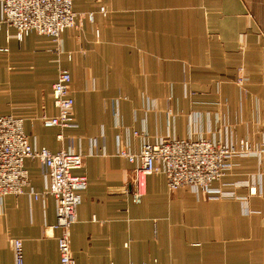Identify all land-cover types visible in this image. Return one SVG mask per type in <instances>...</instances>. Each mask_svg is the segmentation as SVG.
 <instances>
[{"label":"crops","instance_id":"crops-1","mask_svg":"<svg viewBox=\"0 0 264 264\" xmlns=\"http://www.w3.org/2000/svg\"><path fill=\"white\" fill-rule=\"evenodd\" d=\"M79 14L57 46L30 32L0 29V116L21 117L33 143L83 155L75 173L88 179L70 229L78 264H264V156L232 159L214 188L238 197L169 191L160 172L134 198L145 141L203 137L223 144L250 138L264 148V0H74ZM104 7L106 14L100 10ZM246 92L236 84L239 68ZM61 69L72 75L78 126L46 127L58 114L51 96ZM31 187L0 198V264H59L56 199L39 160L27 159ZM249 182L257 193L250 195Z\"/></svg>","mask_w":264,"mask_h":264},{"label":"built area","instance_id":"built-area-1","mask_svg":"<svg viewBox=\"0 0 264 264\" xmlns=\"http://www.w3.org/2000/svg\"><path fill=\"white\" fill-rule=\"evenodd\" d=\"M73 4L74 0H0V29H6L8 36L10 29H14L19 43L30 32H36L50 37L59 46L64 31L78 28L85 17L91 21L94 18L93 12L84 15L77 13ZM100 11L106 14L104 7ZM7 51L6 48H0V53ZM240 71L241 76H238L237 82L243 84V68ZM71 84L70 71L61 69L51 91L58 114L42 119L44 126L59 129L57 139L61 143L65 140L64 130L78 126L74 116ZM24 126L25 121L21 117L0 116V198L21 195L28 189L31 195L38 198L39 194L31 187L25 161L39 160L48 180V185L40 195L49 194L56 199L54 228L59 230V264H78L71 251L70 229L77 221V208L82 201V192L88 187V179L75 173L82 168L84 157L65 147L58 152L39 147L32 142ZM118 154L130 162H139L134 176L133 195L136 201L141 200L145 193L146 178L160 172L165 175L172 193L181 187H188L206 198H221L238 197L235 190L213 187L215 181L226 175L232 166V159L238 156H264V148L254 147L249 139L239 140L235 144H223L203 137H167L155 143L145 141L138 153L120 149ZM236 185L247 186L250 195L257 193L256 187L249 182H236ZM12 245L17 264H24L23 241L14 239Z\"/></svg>","mask_w":264,"mask_h":264},{"label":"rangeland","instance_id":"rangeland-1","mask_svg":"<svg viewBox=\"0 0 264 264\" xmlns=\"http://www.w3.org/2000/svg\"><path fill=\"white\" fill-rule=\"evenodd\" d=\"M241 68H243V67H241ZM241 68H239V71H238V76H241V71H240V69ZM242 75L245 77V81H244V83L243 84H239L238 82H237V80L239 79V77L237 76V79H236V84L240 87V88H243V90L246 92V74H245V71H244V68H243V72H242ZM167 137H171V136H167ZM167 137H164V138H167ZM176 138V137H175ZM162 139V138H161ZM184 139H186V138H184ZM242 139H249L250 140V138H242ZM242 139H240V140H242ZM160 140V139H159ZM158 140V141H159ZM241 182H244V181H241Z\"/></svg>","mask_w":264,"mask_h":264}]
</instances>
